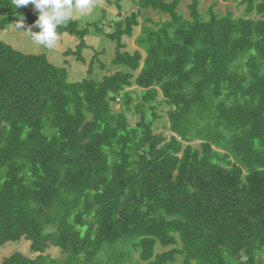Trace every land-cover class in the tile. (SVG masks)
I'll list each match as a JSON object with an SVG mask.
<instances>
[{"label":"trees","instance_id":"obj_1","mask_svg":"<svg viewBox=\"0 0 264 264\" xmlns=\"http://www.w3.org/2000/svg\"><path fill=\"white\" fill-rule=\"evenodd\" d=\"M182 1L139 0L169 18L144 25L134 52L123 39L139 12L112 32L92 25L128 69L102 81H70L46 53L0 40V246L25 239L38 253L3 264H58L51 246L64 264L103 252L106 264L264 263V0L209 18L200 0L186 17ZM0 8L1 30L20 15L39 30L28 5ZM57 31L80 39L67 54L83 61L89 26Z\"/></svg>","mask_w":264,"mask_h":264},{"label":"rangeland","instance_id":"obj_2","mask_svg":"<svg viewBox=\"0 0 264 264\" xmlns=\"http://www.w3.org/2000/svg\"><path fill=\"white\" fill-rule=\"evenodd\" d=\"M192 0H183L180 4V12L186 17L190 15L189 5ZM29 9L38 16V12L35 10L34 5L29 4ZM213 9L220 15H225L228 12H232L236 17L244 16L246 10V4L243 0H200V10L205 18H209V10ZM133 12H139V25L135 27L133 37H124L123 41L127 45L126 50L134 52L140 49L136 40L137 37L142 34L144 25L153 26L157 28V23L162 22L169 18V16L154 11L152 9H142L139 0H92V9L87 14L75 13L73 18L79 21L80 28L89 26V34L86 36L87 47L81 52L83 61L79 60L76 55H68V50L77 51L76 47L80 42V39L76 36L62 34L52 50H48L35 44L31 37L24 31L30 26L23 19V28L18 29L13 24L5 29H0V40H3L16 49L21 50L24 53L39 54L46 53L48 58L60 65L65 66L69 72L70 81H79L84 78H93L98 81H102L105 76H109L119 70H128L121 65H114L113 58L116 54L117 43L108 39L105 32H112L114 30V22L123 20L126 16L131 15ZM8 13L4 8H0V22L7 16ZM95 23L99 25L105 32L99 33L96 27L92 26ZM32 28V27H31ZM33 31H35L32 28ZM144 55L145 52L143 51ZM90 67L92 72L90 73ZM137 73V72H136ZM136 86L127 88V90H133ZM160 106L158 112L164 114L163 117L157 122V131L164 132L168 137L171 136V132L165 128L167 123L166 107L163 97L160 96L158 99ZM120 103L115 104V110L121 109ZM132 121L136 122L137 117L132 116ZM198 145L199 142H195ZM158 245V251L168 250ZM15 252H22L28 256H36L31 250V242L28 240H22L19 242L7 243L0 246V264L4 263L5 258L9 257ZM46 253L52 255L53 258L58 260V264H64L66 262V255L56 247H49ZM108 252H103L98 258L92 261L91 264H106L108 262ZM264 259V254H263ZM134 261L138 260V253H135ZM70 264H86L81 258L76 262ZM264 264V263H263Z\"/></svg>","mask_w":264,"mask_h":264},{"label":"clouds","instance_id":"obj_3","mask_svg":"<svg viewBox=\"0 0 264 264\" xmlns=\"http://www.w3.org/2000/svg\"><path fill=\"white\" fill-rule=\"evenodd\" d=\"M15 9L29 4L34 5L38 12V18L33 27L38 31H33L31 27L24 30L32 41L45 49H54L58 39V28L66 26L75 13L87 14L92 9V0H11ZM23 16L20 15L15 26L23 28Z\"/></svg>","mask_w":264,"mask_h":264}]
</instances>
